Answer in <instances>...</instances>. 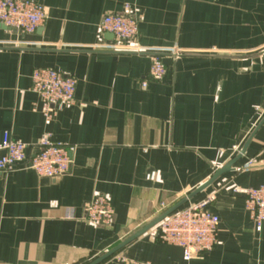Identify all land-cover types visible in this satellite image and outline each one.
Listing matches in <instances>:
<instances>
[{
	"label": "crops",
	"instance_id": "0c3cea01",
	"mask_svg": "<svg viewBox=\"0 0 264 264\" xmlns=\"http://www.w3.org/2000/svg\"><path fill=\"white\" fill-rule=\"evenodd\" d=\"M30 1L46 12L33 34L0 26V140L8 133L27 155L44 136L74 150L69 173L56 180L30 170L0 174V264H90L242 150L233 169L251 167L223 174L190 200L213 198L208 210L219 223L211 252L185 262L148 230L100 264L120 257L264 264V223L256 232L244 196L232 191L264 185V0ZM107 15L134 17L136 40L115 48L99 31ZM153 55L166 70L159 82L149 78ZM39 68L76 81L74 104L57 105L48 126L30 90ZM94 195L112 205L108 227L83 220Z\"/></svg>",
	"mask_w": 264,
	"mask_h": 264
},
{
	"label": "built area",
	"instance_id": "2783aa9c",
	"mask_svg": "<svg viewBox=\"0 0 264 264\" xmlns=\"http://www.w3.org/2000/svg\"><path fill=\"white\" fill-rule=\"evenodd\" d=\"M128 7L124 8L127 11ZM46 12L36 2L30 0H0V26L14 30L21 36L33 34L45 21ZM99 31L110 34L116 41L115 48L124 49L130 41L138 36L137 20L129 15L104 16ZM142 51L138 46L133 49ZM181 52L174 51V59ZM166 74L161 58L151 56L149 78L154 82L161 81ZM31 92L39 101L45 126L50 125L55 116L57 105L72 106L75 102L74 93L76 81L50 68H39L32 71ZM146 83H141L145 87ZM34 108L36 106L34 105ZM28 146L20 140L5 133L0 140V174H9L16 170L33 171L37 177L56 180L69 173L73 147L52 142L48 136L42 137L33 147L32 155H27ZM233 152H239L233 148ZM252 166L248 161L243 167L234 168L241 172ZM232 191L245 198V207L249 212L254 229L260 232L264 223V185L257 188L240 189L233 187ZM213 201L211 196L199 200L188 201L184 206L164 218L147 234L150 239L179 248L182 259L189 262L202 254L211 252L217 245L218 217L208 210ZM161 211L165 208L160 206ZM114 216L110 201L101 195H94L83 206V220L95 227H108ZM119 264H151L137 262L126 257L119 258Z\"/></svg>",
	"mask_w": 264,
	"mask_h": 264
},
{
	"label": "water",
	"instance_id": "95a60500",
	"mask_svg": "<svg viewBox=\"0 0 264 264\" xmlns=\"http://www.w3.org/2000/svg\"><path fill=\"white\" fill-rule=\"evenodd\" d=\"M2 27L4 29L10 31V32L16 33L14 30H11L9 28H5L4 26H2ZM107 36L109 37V39H113V36L112 35L107 34ZM243 154H244V150H242L240 152V154L236 158H234L232 161H230L225 166H223V168H221L219 170H216L215 173L213 174V176L207 182H205L204 184H202L201 186H199L194 192H192L191 194H189L188 196H186L185 198H183L180 202H178L177 204H175L172 208H170L169 210H167L166 212H164L163 214H161V216H159L156 220H154L151 224H149L143 230L137 232L136 234H134L133 236H131L130 238H128L127 240H125L124 242H122L121 244H119L118 246H116L115 248H113L112 250H110L109 252H107L106 254L100 256L99 258H97L96 260H94L93 262H91L90 264H100L101 262H103L106 259L110 258L114 254H116L117 252H119L120 250H122L124 247H126L128 244H130L132 241H134L135 239H137L139 236H141L142 234H144L148 230L152 229L159 222H161L164 218H166L167 216H169L170 214H172L173 212H175L176 210H178L179 208H181L182 206H184L188 201L192 200L200 192H202L204 189H206L208 186H210L217 178H219L220 176H222L225 173H228V172L233 171L234 165L238 162V160L241 158V156Z\"/></svg>",
	"mask_w": 264,
	"mask_h": 264
}]
</instances>
